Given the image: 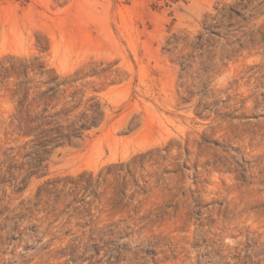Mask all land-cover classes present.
Segmentation results:
<instances>
[{"label":"rangeland","instance_id":"374dc122","mask_svg":"<svg viewBox=\"0 0 264 264\" xmlns=\"http://www.w3.org/2000/svg\"><path fill=\"white\" fill-rule=\"evenodd\" d=\"M0 264H264V0H0Z\"/></svg>","mask_w":264,"mask_h":264},{"label":"trees","instance_id":"16d2710c","mask_svg":"<svg viewBox=\"0 0 264 264\" xmlns=\"http://www.w3.org/2000/svg\"><path fill=\"white\" fill-rule=\"evenodd\" d=\"M21 113L23 115L22 120L20 121V124L16 126V129L23 133L24 135L28 136H36L38 138L49 136L54 131H57L58 134L61 133L60 125L56 122L57 115H46V110H43L40 114L34 115L32 110L30 108L21 110ZM58 125V126H56ZM131 165L128 164L126 167L120 166L121 170L128 169V175H130L131 171ZM84 176H82L83 178ZM92 176L87 180L88 185H91L92 183ZM82 181L76 183V185H80ZM128 185L126 182L121 184ZM120 185V186H121ZM118 207L121 206V202L118 203ZM123 235V234H122Z\"/></svg>","mask_w":264,"mask_h":264}]
</instances>
